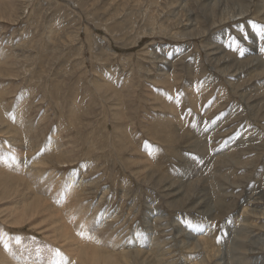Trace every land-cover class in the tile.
Listing matches in <instances>:
<instances>
[{
	"label": "rangeland",
	"instance_id": "rangeland-1",
	"mask_svg": "<svg viewBox=\"0 0 264 264\" xmlns=\"http://www.w3.org/2000/svg\"><path fill=\"white\" fill-rule=\"evenodd\" d=\"M207 1L0 0L3 264H77L65 232L125 264H224L244 224L238 261L264 264V215L243 214L264 207V0L213 28L237 6ZM5 178L45 213L16 224L25 186Z\"/></svg>",
	"mask_w": 264,
	"mask_h": 264
},
{
	"label": "bare ground",
	"instance_id": "bare-ground-1",
	"mask_svg": "<svg viewBox=\"0 0 264 264\" xmlns=\"http://www.w3.org/2000/svg\"><path fill=\"white\" fill-rule=\"evenodd\" d=\"M97 1V0H96ZM197 1V0H196ZM225 1V0H224ZM203 2V1H202ZM225 2H227V1H225ZM230 3H232L234 6H237V10H233V9H231V6L230 5H228V7L226 6V7H223V9H221L222 11H221V13H219L218 11L216 12V11H213V13H212V16H214V14H215V20L214 19H212L213 17H209V25L212 27L214 24H216V26L218 25V23H222V22H224L225 20H227V19H229V18H232V17H236V16H239V15H241V16H244V15H246V14H248L249 13V11H248V4H246V5H241V4H244V3H239V1L238 0H230L229 1ZM247 2V1H246ZM212 3V0H208L207 1V3L206 4H204V6L206 7V8H208V6L210 5ZM228 3V2H227ZM14 4V3H13ZM16 4V3H15ZM201 4V3H200ZM218 3H216V5H217ZM222 4V3H221ZM226 4V3H225ZM250 4V3H249ZM212 6V5H211ZM223 6V5H222ZM212 8V7H211ZM191 10V9H190ZM209 11H211L210 9H208ZM13 11V10H12ZM189 11V10H188ZM206 11V10H205ZM154 12V11H153ZM207 13V12H206ZM205 13V14H206ZM238 13H239V15H238ZM260 14V13H259ZM208 16H209V13L207 14ZM211 15V14H210ZM172 18L175 20V21H177L178 22V24H179V22H180V18H181V12L180 11H178V12H176L175 14H172ZM151 20V19H150ZM181 20H182V18H181ZM186 22V21H185ZM192 22V21H191ZM194 23V22H193ZM195 24V23H194ZM220 25H218V27H219ZM213 28V27H212ZM187 29V28H186ZM188 30V29H187ZM210 30V29H209ZM209 30L208 31H206L207 33L209 32ZM206 32H204V33H206ZM202 33H203V31H202ZM217 41H215V43H216ZM255 42V41H254ZM254 48V47H253ZM214 50V55H216V56H218V55H220V53H218V51H219V49H217V47L216 48H214L213 49ZM212 50V51H213ZM220 52V51H219ZM227 57V56H226ZM217 58V57H216ZM229 60V59H228ZM231 61V60H230ZM255 61V59L253 60V62ZM256 61H260L261 62V60L260 59H256ZM169 62V61H168ZM249 63H251V61L249 60ZM254 64V63H253ZM259 64V63H258ZM232 65V64H231ZM250 65V64H249ZM248 67V66H247ZM261 67L263 68L264 67V63L263 64H261ZM264 69V68H263ZM245 71L246 70H244L243 72L241 71L240 72V74H242V73H245ZM249 71H251L250 69H248L247 68V72H249ZM254 72H256L257 73V71H254ZM249 74H250V72H249ZM264 76V71L262 72V73H260V74H256L254 77H263ZM264 81V80H263ZM236 88V87H235ZM263 98V97H262ZM172 108V107H171ZM174 109V108H173ZM17 157V156H16ZM14 158V157H13ZM13 158H12V163L13 164H15V163H18L19 161H20V159H19V161H17V162H15L16 161V159H14L13 160ZM17 160H18V158H17ZM6 161V160H5ZM17 166V165H16ZM37 168L35 167V170H36ZM5 175H6V173H5ZM43 176H41V178H42ZM13 180H16V183L18 184V186H22V185H24L25 187L19 192V195L21 196V198H22V200H21V202L23 203V205H20L21 206V208L20 209H22L20 212H19V214H18V216H17V218L15 219V223L16 224H19L22 220H21V218L22 217H24V216H27V217H31L32 216V218L35 216V214L36 213H40V214H42V213H45L43 210H42V205H43V203H45V202H43V200H40V199H36V197H34V199H33V202H32V204H31V208L33 209V210H35V211H32L33 213H32V215H31V213L30 212H28V210H31V209H29L28 208V202H29V200H30V196H28V195H25V190H27L28 189V186H26L25 184H23L22 182H19L18 183V178H12V180L10 181V183H8V181H7V179L5 178L4 180H1V183H2V188H8V187H10V188H14V186H15V183H13L12 181ZM200 183V182H199ZM199 183H197V184H199ZM201 184V183H200ZM204 184V183H203ZM200 186V185H199ZM194 187H195V185H194ZM193 187V188H194ZM198 187V186H197ZM200 188V187H199ZM198 188V189H199ZM197 189V188H196ZM194 190H195V188H194ZM203 191V190H202ZM6 194V192H3V194L2 195H5ZM188 194V193H187ZM192 194V193H191ZM195 194H196V192H195ZM195 196V195H194ZM192 197V196H191ZM262 198H264V195L263 196H260V198H254V197H251V199L252 200H259L260 201V199H262ZM188 199V198H187ZM210 201V200H209ZM248 202V201H247ZM252 203V202H251ZM251 203H249V208L248 207H245V209H244V211H243V214H247V212H252V213H257V214H260L261 212H262V214L264 215V207H262V205H259L258 206V204H257V207H262L261 209H260V211H258V209L255 211V209H256V205H254V204H251ZM211 204V203H210ZM209 204V205H210ZM208 205V204H207ZM211 208H212V206H211ZM37 211V212H36ZM16 213V212H15ZM21 213V214H20ZM52 215H54L55 216V214H52ZM58 215V214H57ZM57 215H56V217H57ZM252 215V214H251ZM254 215V214H253ZM43 216H45V215H43ZM36 217V216H35ZM42 217V216H41ZM58 218V217H57ZM57 218L55 219V220H52L53 222L52 223H54L56 220H57ZM247 218H245L244 216H242L241 217V219L240 220H246ZM259 221H260V219H259ZM261 222V221H260ZM51 223V224H52ZM50 224V223H49ZM209 224V226L211 227L213 224L212 223H208ZM255 224V223H254ZM56 227H54V230L52 229V231H50L51 233L53 232V231H56L57 229V225H55ZM250 226V225H249ZM247 224H244L241 228H240V230H238V231H236V237H235V241H234V250L235 251H237V253H236V255H232V257L231 258H229V256H227V258H226V260L224 259V264H245V262H240V261H238V259L239 258H241V257H248V255L246 254V253H248V245H247V243H246V239L247 238H249L250 236L249 235H251L250 234V231H248V229H250L251 227H253V226H251L250 228H248L249 227ZM203 226L202 225H200V226H198L197 227V229L198 230H200V232H199V234L198 235H196V236H192V237H194V238H191L190 240H191V242L188 244V246L189 247H192L193 246V248H198V249H200L199 248V245H198V242L196 241L197 239L199 240V238L200 237H202L203 239H202V241H203V243H205V249H206V251H203L202 253L203 254H207V239H206V237L205 236H200V237H198L199 235H200V233H201V229L203 230V228H205V226L202 228ZM263 227V226H262ZM248 228V229H247ZM41 229V228H40ZM17 230V229H16ZM210 230V232L212 231V229L210 228L209 229ZM250 230H252V229H250ZM254 230V229H253ZM55 233V232H54ZM53 233V234H54ZM251 233L253 234V232L251 231ZM6 234V233H5ZM16 234V233H15ZM52 235V234H51ZM67 232H65V235H64V238H63V240L64 241H66V240H68V241H70V242H72V247L70 248V252H72V254H68V255H66V260H68V262H66V263H69L72 259H74L76 256H78L79 257V259H78V262H77V264H79V263H81V262H83V263H85V262H87V263H89V264H125L126 262H130V260H131V257H132V254L130 253V252H128V251H126V254L125 255H123V256H121L120 254H118V255H109V254H105V253H101V247L97 244V246H96V248H99L100 249V252L97 250V249H93V248H89V247H87L86 246V248L85 249H81L82 248V246H84L85 247V245H84V242L83 241H81V240H79V238L77 239L76 237L78 236H72V237H70V236H68L67 237ZM80 236V235H79ZM262 236V235H261ZM4 237V236H3ZM54 237H55V235H54ZM63 237V236H62ZM61 237V238H62ZM85 237V239L86 240H91V242H92V240H96V238H95V235L94 234H92L91 236L89 235V234H85L84 236H83V238ZM51 238V237H50ZM255 238V237H254ZM82 239V238H81ZM117 239V238H116ZM115 239V240H116ZM6 240V239H5ZM48 240V239H47ZM61 240V239H60ZM115 240H111V243H112V248L113 249H116V248H114L116 245H117V242L115 241ZM119 240V239H118ZM256 240H258V236L256 237ZM53 241V240H52ZM124 241V240H123ZM87 242V241H86ZM85 242V244L87 245V243ZM108 242V241H107ZM127 242V244H128V241H126ZM15 243H16V241H15ZM122 243V242H121ZM203 243H201V246H202V244ZM258 242H256V244H257ZM95 244V245H96ZM101 244V243H100ZM119 244V243H118ZM261 244V243H260ZM259 244V245H260ZM92 245H93V243H92ZM94 245V246H95ZM109 245V244H108ZM21 246V245H20ZM104 246H107V243H104ZM118 246V245H117ZM120 246H122V245H120ZM21 248V247H20ZM193 248H191V249H193ZM195 248V249H196ZM124 249V248H123ZM161 250H164L163 248L161 249ZM10 252H11V250H9ZM59 252V251H58ZM57 252V250H56V252L55 253H58ZM124 252V251H123ZM170 252V251H169ZM7 253H9V252H7ZM6 253V254H7ZM168 253V252H167ZM167 253H164V254H167ZM12 254V253H11ZM60 253H58V255H59ZM3 255H4V253H3ZM47 255V254H46ZM121 257H120V256ZM42 256V255H41ZM60 256V255H59ZM197 255H194L193 253H191L190 255H189V258L186 260V262H185V264H211V260H207L206 258H202L201 260L197 257V258H195ZM205 256V255H204ZM4 257H5V255H4ZM27 257V256H26ZM44 257V256H43ZM29 258H31V257H29ZM28 257H27V261H28V259H29ZM51 259H52V257H50ZM60 258V257H59ZM146 258H148L147 256H145V258L144 259H146ZM7 259H9V258H7ZM6 259V260H7ZM23 259V258H22ZM54 259V258H53ZM53 259L51 260V261H53ZM135 259H136V261L137 260H139V259H141V256L140 257H135ZM222 259V260H223ZM2 260V259H1ZM24 260H25V258H24ZM221 260V261H222ZM231 260H232V263H231ZM10 261H12L11 260V258H10ZM30 261V260H29ZM32 261V260H31ZM30 261V262H31ZM50 261V260H49ZM51 261L49 262V264H52L51 263ZM4 262V261H3ZM33 262V261H32ZM38 262V261H37ZM42 262H43V260H42ZM2 262L0 261V264H1ZM5 263V262H4ZM7 263V262H6ZM9 263V262H8ZM36 263V262H35ZM39 263L41 264V262L39 261ZM38 263V264H39ZM45 262H43V264H44ZM3 264V263H2ZM11 264V263H10ZM12 264H13V262H12ZM33 264V263H32ZM48 264V263H47ZM59 264V263H58ZM86 264V263H85ZM250 264V263H249Z\"/></svg>",
	"mask_w": 264,
	"mask_h": 264
}]
</instances>
